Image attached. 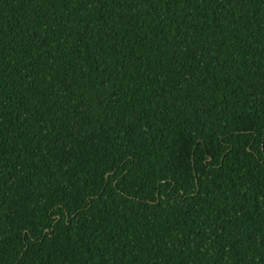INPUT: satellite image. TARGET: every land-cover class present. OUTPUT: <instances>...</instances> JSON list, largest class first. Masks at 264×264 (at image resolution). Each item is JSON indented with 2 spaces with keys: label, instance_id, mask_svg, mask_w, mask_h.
Wrapping results in <instances>:
<instances>
[{
  "label": "trees",
  "instance_id": "16d2710c",
  "mask_svg": "<svg viewBox=\"0 0 264 264\" xmlns=\"http://www.w3.org/2000/svg\"><path fill=\"white\" fill-rule=\"evenodd\" d=\"M0 264H264V0H0Z\"/></svg>",
  "mask_w": 264,
  "mask_h": 264
}]
</instances>
